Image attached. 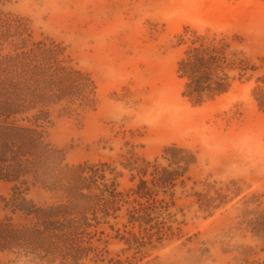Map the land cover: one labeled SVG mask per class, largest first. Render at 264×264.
Returning <instances> with one entry per match:
<instances>
[{"label": "rangeland", "instance_id": "374dc122", "mask_svg": "<svg viewBox=\"0 0 264 264\" xmlns=\"http://www.w3.org/2000/svg\"><path fill=\"white\" fill-rule=\"evenodd\" d=\"M0 17L61 53L72 87L52 109L49 139L68 163H108L128 191L142 165L170 168L165 150L193 156L179 155L194 163L175 188L142 201L149 235L128 223V199L90 251L64 264H264V240L247 217L264 212V109L253 96L264 90V0H0ZM195 35L227 39L251 69L248 81L201 105L183 97L177 73ZM11 188L0 181V218ZM28 196L52 201L38 187ZM211 205L221 207L209 214ZM0 264L61 263L4 253Z\"/></svg>", "mask_w": 264, "mask_h": 264}, {"label": "trees", "instance_id": "16d2710c", "mask_svg": "<svg viewBox=\"0 0 264 264\" xmlns=\"http://www.w3.org/2000/svg\"><path fill=\"white\" fill-rule=\"evenodd\" d=\"M16 22L0 17V181L12 184L9 195L1 198L6 213L0 218V255L77 261L90 251L100 227L119 217L128 199L133 202L128 223L149 235L152 221L142 201L152 205L158 193L164 197L168 187L175 188L188 171L183 166L194 163L179 160V155L193 156L165 150L170 168L142 165L139 183L128 191L119 189L108 163H68L64 150L49 139L52 109L69 102L72 87L63 75L61 53L54 45L16 35ZM249 71L247 60L227 39L198 35L186 46L177 69L184 80L183 97L197 105L229 93L236 81H248ZM253 96L264 109V90L257 88ZM37 187L51 195L50 203L39 206L29 199ZM241 202L251 201L245 197ZM220 207L211 205L207 211L212 214ZM247 217L249 232L264 240V212Z\"/></svg>", "mask_w": 264, "mask_h": 264}]
</instances>
